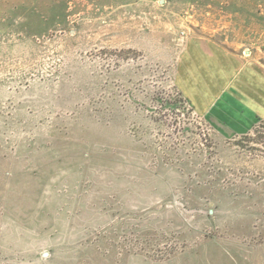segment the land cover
I'll list each match as a JSON object with an SVG mask.
<instances>
[{
    "label": "rangeland",
    "instance_id": "rangeland-1",
    "mask_svg": "<svg viewBox=\"0 0 264 264\" xmlns=\"http://www.w3.org/2000/svg\"><path fill=\"white\" fill-rule=\"evenodd\" d=\"M212 43L264 65V0H0V264H264V119L236 72L189 93Z\"/></svg>",
    "mask_w": 264,
    "mask_h": 264
},
{
    "label": "crops",
    "instance_id": "crops-1",
    "mask_svg": "<svg viewBox=\"0 0 264 264\" xmlns=\"http://www.w3.org/2000/svg\"><path fill=\"white\" fill-rule=\"evenodd\" d=\"M188 60V85L192 88L190 94L196 95L198 91L205 90L204 88L214 92L229 82L236 72L234 107L237 112L232 115L226 111L225 114L233 117L238 124L237 129L243 132L257 119H264V65L255 54L245 58L229 50H221L216 43H212V50L204 52L194 48L189 51ZM229 88V91L233 90L232 87ZM230 101L227 99L224 105L227 106Z\"/></svg>",
    "mask_w": 264,
    "mask_h": 264
}]
</instances>
